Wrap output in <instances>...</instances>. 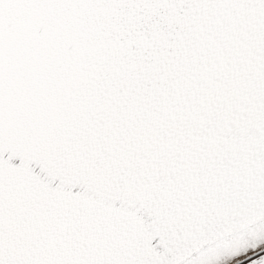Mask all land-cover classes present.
I'll return each instance as SVG.
<instances>
[{
  "label": "snow or ice",
  "instance_id": "6c2138e0",
  "mask_svg": "<svg viewBox=\"0 0 264 264\" xmlns=\"http://www.w3.org/2000/svg\"><path fill=\"white\" fill-rule=\"evenodd\" d=\"M0 264H264V0H0Z\"/></svg>",
  "mask_w": 264,
  "mask_h": 264
}]
</instances>
